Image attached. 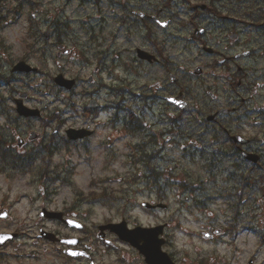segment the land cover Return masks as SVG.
<instances>
[{
    "label": "rangeland",
    "instance_id": "1",
    "mask_svg": "<svg viewBox=\"0 0 264 264\" xmlns=\"http://www.w3.org/2000/svg\"><path fill=\"white\" fill-rule=\"evenodd\" d=\"M169 1V6L161 14V21L171 18V23L165 29L152 23L150 27L154 42L165 50L167 56L173 58L175 69H178L176 70L178 73L174 69L173 73L183 76L196 65L192 60L197 55L204 56L200 53L201 50L196 42L189 40V35L192 33L193 25L204 26L205 22L202 20L206 19V15L194 19L192 6L209 3L210 0ZM164 2L165 0H157L155 7L159 8ZM224 2L229 4L230 8L241 12L235 16L229 13L228 8L223 7L220 8L222 15L239 18L244 22H257L252 18L260 16L264 5V0H224ZM118 8L117 5L108 7L105 1L95 4L92 0H4L1 3L0 129L8 124V118L17 116L13 99L19 97L22 92L27 94L24 102L28 107L41 111L45 121L53 120L49 128L44 126L43 129L41 119L21 121L22 131L31 129L50 134L58 120L65 122L62 129L84 126L86 123L91 126L98 123V127L94 126V128H98L99 140L106 136L113 139L116 152L113 163L107 164L104 161L102 164L93 165L80 162L75 153L72 157L61 153L54 158V162L61 165H67V160L77 162L74 180L79 187H82L86 197L90 194L86 186L93 179H100L98 180L100 184L98 189L91 192H99L101 188L113 192L114 199L108 204L94 206V214L90 218L92 221L89 223L125 219L131 225L149 227L167 222L169 223L167 233L172 234L173 251L178 264H197L201 260L205 264H245L246 259L251 258L256 250V234L245 231L239 234L234 244L239 252V255H236L237 259H232L233 250L224 245L226 239L222 240L218 237L215 240H207L202 235L209 227L219 229L224 221L223 202L219 199L202 201V198H218L227 185L222 172L224 168L207 165L201 160L199 153H194L193 159L184 156L185 153L193 152L196 148L198 142L190 143L192 137L173 139V147L167 145L163 150L164 156L160 157V160H155V166L162 173L158 185L149 183L146 179L132 180L133 173L136 171L143 173V171L139 168L132 169L135 165L128 163L130 155L128 145L140 143L141 137L133 136L125 129L127 112L130 110L148 130L159 134L165 127L157 116V108L160 109L161 102L150 106L145 116H141L138 112L137 95L146 87L149 88L157 83L161 85L158 81L161 80V76L163 80L165 77L161 68H147L134 62V48H149L147 41L143 40L146 30L139 23L135 26L136 30L130 22L119 27L116 17L120 16L122 9ZM157 8L153 11L157 12ZM15 10L20 11L19 17H15ZM46 32L48 37L44 35ZM245 32L247 29L243 33ZM250 32L251 29L248 33ZM242 37L244 40L247 39L243 42V48H250L251 36L247 37L245 34ZM65 50H68L67 54H64ZM176 53L180 56H175ZM20 60L36 68V72L30 74L11 72L12 66ZM114 60L116 66L112 68ZM245 63L252 64L253 61L246 60ZM58 74L76 80L74 89L66 91L58 87L53 82V78ZM89 77L93 78L91 83L88 82ZM151 89L155 88L151 87ZM262 90L264 91V88ZM222 94L221 90L220 94H217L219 96L217 101L222 100L220 96ZM90 99H95L102 108L96 122L87 120V116L80 117ZM193 107L194 102H189L179 129L201 128L196 124L202 122L199 121L201 119L197 121L192 119L193 122L189 119ZM170 111L173 114L177 113L172 108L171 110L169 108L167 113ZM109 120H112L111 125L114 123L112 129L110 124L104 129L105 125L102 124ZM247 120L243 122L246 124L244 128L250 129V121ZM204 121V128L217 129V124L206 126ZM206 139L211 140V137ZM152 148L153 146L148 148V151ZM97 152L100 154L99 151ZM91 153L94 156V153ZM37 176L38 173L14 171L6 165L0 169V209L10 213V218L3 221L2 225L11 226L5 229L6 231L13 229L19 233L23 232L24 237L19 241V253L23 250L32 253V256L29 254L26 257L21 256L18 260L20 264L44 262L45 257L42 254L41 242L32 247L27 243V240L32 241L33 234H36L35 231H29V228L37 219L39 204L31 208L30 200L21 199L22 195L33 198L37 189L42 187L40 183L34 182ZM106 179L108 183L103 184ZM175 188H178L177 191L174 190ZM160 192L167 195L166 200L161 201L169 204L167 210L150 214L140 206L142 202H156L155 197ZM177 192L198 193L194 197L204 202L205 209L196 208L192 200H183L184 196L179 198L175 195ZM70 193L71 191L66 189L56 200L69 199ZM257 195L256 198L260 199L261 194ZM181 203H184V207L180 206ZM247 208L246 206L245 209ZM249 221V217L244 216L241 224L249 225ZM110 239L114 243V240ZM93 240L98 242L100 249L98 259L104 264H114L117 258L122 260V264H144L142 258L136 252L129 251L125 245L115 242L113 247L115 251L110 253L104 251L105 245L101 240L97 238Z\"/></svg>",
    "mask_w": 264,
    "mask_h": 264
},
{
    "label": "flooded vegetation",
    "instance_id": "2",
    "mask_svg": "<svg viewBox=\"0 0 264 264\" xmlns=\"http://www.w3.org/2000/svg\"><path fill=\"white\" fill-rule=\"evenodd\" d=\"M92 1L95 4L105 1L110 8L117 5L118 9H122L120 16L116 17L119 27L128 25L130 22L136 30V24L142 25L146 30L143 40L147 41L149 48L139 49L152 57L139 59L136 53L137 48H134V62L147 68H161L165 77L163 80L161 76V80L158 81L161 82V85L157 83L151 86L155 88L154 90L151 87H146L142 93L137 95L140 115L145 116L146 110L150 106L161 102L160 109L157 108V116L160 120L168 123L169 127L161 129L157 134L140 123L141 128L129 131L131 135H140L141 137L140 143L128 145L130 151L128 163L132 166L135 165L132 169L139 168L143 171V173L137 171L133 173L132 180L146 179L149 183L158 185L162 173L155 166V160H160V157L164 156L163 150L167 145L173 147V139L192 137L193 140H190V143L198 142L196 148L193 149V152L185 153L184 156L193 159L194 153H199L202 157L201 160L207 165L224 168L222 172L227 185L218 198H202V201L219 199L223 202L224 221L218 234L215 228H207V231H211L208 240H215L218 237L222 240L226 239L224 245L233 250L232 259H237L236 255H239V252L234 244L237 242L239 234L243 231L249 234L252 232L257 235V246L253 256L247 258L245 264H264V91L262 90L264 88V5L261 8L260 16L252 18L257 22H244L239 18L222 15L220 8L223 7L228 8L229 13L235 16L241 12L230 8L224 0H210L209 3L192 6L194 19L198 17L200 19L201 16L206 15V19L202 20L205 22L204 26L193 25L192 33L189 35V40L196 42L201 50L200 53L204 56L197 55L195 58L192 56V59L194 58L192 62L196 65L191 67L183 77L176 74L178 69H175L173 58L167 56L165 50L154 42L150 27V23L160 26L161 14L169 6V0H165L159 8L155 7L157 0ZM156 8L157 12L153 11ZM17 11L19 10H15V13ZM171 21V18L166 20L168 25ZM246 29L247 32L243 33ZM249 29H251L250 33H248ZM245 34L252 38L250 48H243V42L247 41L242 37ZM175 56L179 57L180 55L176 53ZM246 60H252L253 63H245ZM115 66L116 60L112 63V68ZM173 69L176 73H173ZM221 90L223 91V94L220 95L222 100L217 101L219 99L217 94H220ZM191 101L194 102V107L193 111L189 113V119L192 122L201 119L199 121L202 122L196 123L201 128L179 129ZM209 102L212 103L209 104ZM169 108L170 110L174 109L177 113H174L175 115L171 111L167 113ZM128 111L127 114L131 115V111ZM82 116H88V119L96 122L98 112L96 114L83 112ZM242 118L250 121V129L244 128L246 124H243ZM30 119L32 118H23L17 115L8 118V124L0 129L2 132L0 134V162L11 168L38 170V176L34 178V182L40 183L42 187L37 189L34 198L27 196V199L32 202L31 208L37 207V203L39 204L37 219L29 228V231H35L36 234H33L32 242L27 240L29 245L42 243L44 262L39 261L35 264H104L98 259L100 249L98 242L93 240L94 238L104 243V251L114 253V243L117 242L125 245L129 251L136 252L144 262L143 256L128 241H121L118 235L110 229L100 232L101 225L118 223L121 220L126 222L129 229H134L139 225H131L125 219L120 221L105 220L101 224L98 222L89 223L94 214V205H91L90 200L94 199L96 192L88 194L87 197L82 195L81 189L74 180L77 162L67 160V165L62 164L65 167L54 162V158L58 154L66 153L67 156L72 157V154L75 153L80 162L93 165L102 164L104 161L107 164L113 163L116 153L113 139L106 136L99 140L98 123L92 126L86 123L84 126L68 127L90 131L87 137L76 141L67 139L66 130L68 128L62 129L65 126V122L62 120L57 121L50 134L43 131L35 132L31 129L22 131L20 122ZM37 119L42 120V129L44 126L49 128L53 121L52 119L45 121L42 114ZM112 119L114 122V118ZM203 121L206 126L217 124L218 127L217 129L204 128ZM111 123L112 120H109L102 125L107 126ZM133 124L136 126L135 123ZM113 125L114 123L111 125V129ZM94 126L97 127L94 128ZM56 127L57 129H55ZM103 128L106 129L105 126ZM205 137H211V140H207ZM236 137L242 139L237 140ZM91 142H93L92 146ZM152 146L153 148L148 151V148ZM91 152L94 153V156ZM247 155H251L255 160L248 159ZM130 159L132 161H129ZM108 179H106V183H108ZM99 183L98 181L91 184V189H98ZM66 189L71 191L70 198L57 201L56 199ZM197 194L196 192H177L175 195L179 198L184 196L183 200L185 201L192 200L196 208H204V202L196 200L197 198L194 197ZM257 194H261L260 199L256 198ZM165 196L167 195L160 192L156 195L155 200L165 201ZM23 197L25 196L23 195ZM183 205L184 203H181L180 206L184 207ZM168 206L169 204L164 210H167ZM246 206L247 209H245ZM164 210L148 209L146 211L152 214ZM5 212L6 217H1L4 210L0 209V233H13L16 237L0 245V264H20L18 262L20 257H26L29 254L24 250L19 253L18 250L20 238H23L24 234L13 229L5 230L11 228V226L2 225L3 221L10 218V213L7 210ZM42 212L43 216L40 215ZM244 216L249 217V225L241 224ZM70 221L71 223H69ZM157 225L162 226L158 235V240L161 241V250L168 254L174 264H178L173 251L172 234L171 232L167 233L169 223ZM110 238L114 240V243ZM134 239L137 241V236ZM70 241L75 243H70ZM114 264H122V260L117 258L116 261L114 260ZM144 264L146 263L144 262ZM197 264H205V262L201 260Z\"/></svg>",
    "mask_w": 264,
    "mask_h": 264
},
{
    "label": "water",
    "instance_id": "3",
    "mask_svg": "<svg viewBox=\"0 0 264 264\" xmlns=\"http://www.w3.org/2000/svg\"><path fill=\"white\" fill-rule=\"evenodd\" d=\"M166 24H162V26H165ZM138 56L140 58H144V57H149L145 52L137 50ZM13 71H19V72H31L34 71L33 68H31L29 65H27L25 62L21 61L19 63H17L14 67H13ZM54 82L60 86L63 87L65 89H71L74 85V80H68L63 78L62 75H58L54 78ZM26 94H23L22 97H25ZM16 102V112L24 117H29V116H37L38 115V110L36 109H29L27 108L24 104L23 101L21 99H18L15 101ZM95 102L92 101L89 104V107L94 108L95 107ZM79 131H75L73 129L68 130V137L70 139H77L79 137H83V135H79L78 134ZM249 159L251 160H255V158L247 156ZM144 207H155V206H151L149 204H143ZM160 208H164L165 205L162 204H158L157 205ZM116 227V233L119 234L120 238L123 240H127V241H131V243L133 245H135L140 252L146 257V262L148 264H172L170 259L167 257V255L160 253V242H157V240L155 239L156 237V231L155 229H143V228H137L134 230L129 231L128 229L125 228V223L122 222L121 224H117V225H108L109 228L111 227ZM107 227V226H106ZM154 235H151V232H154ZM158 231V230H157ZM138 235L140 236L141 240H143V245L142 246H137L136 242H133V237L131 238L132 235ZM159 250V251H158Z\"/></svg>",
    "mask_w": 264,
    "mask_h": 264
},
{
    "label": "trees",
    "instance_id": "4",
    "mask_svg": "<svg viewBox=\"0 0 264 264\" xmlns=\"http://www.w3.org/2000/svg\"><path fill=\"white\" fill-rule=\"evenodd\" d=\"M102 194H105V191H103ZM102 194L100 195L101 198H103V195H102ZM105 195H106V194H105ZM100 201H103V200L100 199Z\"/></svg>",
    "mask_w": 264,
    "mask_h": 264
},
{
    "label": "snow or ice",
    "instance_id": "5",
    "mask_svg": "<svg viewBox=\"0 0 264 264\" xmlns=\"http://www.w3.org/2000/svg\"><path fill=\"white\" fill-rule=\"evenodd\" d=\"M69 223H71V221L69 222ZM7 237H5V239H6ZM70 243H75L74 241H70ZM73 254H75V253H73Z\"/></svg>",
    "mask_w": 264,
    "mask_h": 264
}]
</instances>
